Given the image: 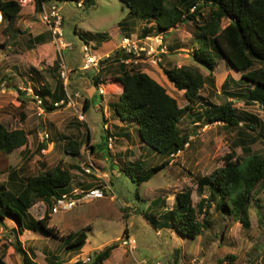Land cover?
<instances>
[{
	"label": "rangeland",
	"instance_id": "1",
	"mask_svg": "<svg viewBox=\"0 0 264 264\" xmlns=\"http://www.w3.org/2000/svg\"><path fill=\"white\" fill-rule=\"evenodd\" d=\"M18 1L22 5V11L14 28L7 31V21L0 25V122L10 130H26L28 145L8 155L0 154V188L17 192L26 178L56 166L72 168L74 179L79 185L113 186L108 197L86 199L78 202L71 210H60L56 214L49 211L45 202H37L26 219L32 217L38 220L50 212V226L56 227L62 235L84 230L87 239L82 248L63 245L62 250H58L61 240L27 229L19 236V241L22 240V247L29 257L33 260L37 254V264L55 263L56 255L62 261L63 248H68L72 252L68 260L74 259V264H93L95 252L119 240L113 244L117 247L113 249L106 264H264L262 186H259L251 200V228L248 230L243 227L240 219L223 215L215 207H212L208 215L210 227L204 229L196 239H191L174 228L160 225L161 220L167 219V211L173 208L176 194L183 190L190 188L193 191V204L198 209L201 198L209 194L208 188L203 194L199 192L198 181L221 167L224 157L230 152L234 151L242 158L251 153L264 155V106L248 105L233 99L238 113L244 119L243 123L250 122L247 114L258 116L263 123L260 129L262 135L257 132H250V135L246 131L242 132V124L231 128L221 122L210 123L204 115L206 108H210V103L213 106L225 102L226 97L222 93L225 79L229 82L230 90L249 88V82L240 81L241 73L230 71L229 65L223 63L225 59L218 57L215 84L208 82L205 85L200 93L201 99L191 104L190 112L184 113L180 120L179 127L189 134L188 143L174 155L161 156L142 145L135 121H129V127L123 130L124 134L122 129L116 128L120 125L114 118L116 115L113 114V104L122 91L117 88V80H111L109 74L100 75L99 79V84L106 90L108 115L103 108L91 107L90 103L85 107V98L99 85L94 81L95 75L101 66L108 69L111 63L104 62L98 69H80L85 42L93 45L94 54L101 56L104 61L108 58L106 55L113 56L116 51L123 54L121 47H117L123 36L135 38L133 34H137L140 37L145 26L149 29L153 23L133 17L122 0H95L93 5L84 4V0L69 1L59 5L63 16L64 41L72 45L63 48L54 42L41 13L35 10L34 1ZM170 30L162 40L156 39L155 32L149 33L153 36L147 39V52L150 56L147 63L135 66L140 68L142 64H147L148 69L160 66L161 63L172 67L195 66L207 76L209 71L196 63L193 57L196 41L192 23H180ZM37 35L43 36V43L34 45L31 39ZM162 56L165 59L161 63L153 59ZM61 64H65L70 70V82L66 90L69 93L81 92L80 104L77 102L76 107L79 110L85 107V122L80 121L74 106H62L49 112L46 110L42 117L37 115L35 91L55 90L57 81H62L59 73ZM114 68L116 65H112V69ZM76 69L81 71L77 73ZM159 75L179 106H188L184 90H177L162 71ZM95 96L97 103L101 95L96 91ZM47 102L50 105L49 100ZM101 122L108 125V131L103 129ZM89 131L90 143L86 141ZM44 132L49 134L48 138L43 139ZM109 135L114 138L112 150L91 149L90 145L102 147V136ZM67 137L83 142L80 155L72 156L65 151ZM43 144L47 146L39 149ZM165 160L168 165L150 181L142 184H139L135 171L129 174L123 170L124 163L132 168V163L141 161L146 167H152ZM83 166H90L91 173H84ZM204 216V213L198 212L200 220ZM154 218L156 221L152 220ZM16 234L15 223L5 219L3 225H0V257L9 254L8 264H24L23 254L14 248ZM114 237L118 239L114 240ZM128 237L136 241L135 247L123 243ZM87 256L92 258L89 263L82 260ZM63 263L65 262L58 264Z\"/></svg>",
	"mask_w": 264,
	"mask_h": 264
},
{
	"label": "trees",
	"instance_id": "2",
	"mask_svg": "<svg viewBox=\"0 0 264 264\" xmlns=\"http://www.w3.org/2000/svg\"><path fill=\"white\" fill-rule=\"evenodd\" d=\"M33 1L36 12L41 13L44 5L51 3L60 5L73 0ZM122 1L133 17L149 24L153 23L149 29L147 25L145 26L139 39L150 36L149 33L152 32L164 38L170 29L172 31L180 23L191 22L195 28L194 60L209 71L205 76L198 67L187 65L172 67L167 63H161L165 59L163 56L162 60L161 57L157 58L168 80L177 90H184L188 106L183 108L163 85L135 66L139 63H124L122 59L125 55L121 51H116L113 56L101 61V65L104 62L111 64L108 69L100 65L101 68L94 77L95 83L99 84L100 75L105 74H109L111 80H117L122 93L113 104L114 114L122 121L133 120L137 123L136 131L144 145L165 157L174 155L185 148L189 134L179 127L180 120L184 113L190 112L191 104L201 99L200 93L205 85L208 82L215 84L214 70L218 64V57L225 59L228 65L240 72L241 81L249 82V88L230 90L229 82L226 80L222 85L225 102L213 106L210 103V108H206L204 115L210 123L221 122L231 128L242 124L241 127H247V129L242 128V132L246 131L248 135L250 132H257L258 135H262L260 129L263 123L258 116L247 114L251 124L243 123L244 119L231 99L246 103L258 102L264 106V0ZM83 3L93 5L95 0H84ZM0 11L3 14V22H8L6 30L11 31L21 15V3L18 0H0ZM42 37L37 35L31 40L34 45L41 44L44 39ZM142 54L145 57V52ZM112 65H116V68L112 69ZM35 93L44 99L48 112L59 108L53 104L49 105L46 98H50L53 103L67 98L65 86L60 80L57 81L56 88L52 92L41 90ZM199 118L202 117L199 116ZM108 138L109 136H103L102 147L90 145L91 149L96 151L103 148L108 151ZM90 140L89 131L86 141L90 143ZM27 145L26 130H10L0 122V154H11ZM46 146L43 144L39 149L42 150ZM82 147L83 142L67 137L65 151L68 154L80 155ZM132 165V168H125L126 172L131 174V171H135L138 174L139 184H142L150 181L168 165V162L165 160L152 167H146L141 161ZM73 167L78 169L77 166ZM71 169L63 166L47 168L37 175L26 178L17 192L5 187L0 188V225H3L5 219L12 220L16 224L17 240L14 248L18 253L23 254L24 264H32L19 241V236L27 229L40 231L46 237L66 242L70 247L82 248L86 243L87 234L84 230L61 235L56 227L50 226V212H52L55 198L69 192L67 188L74 179ZM198 184L201 194L206 188L209 190L208 196L201 198L198 209L193 204V191L190 188L183 190L176 194L173 208L165 214L167 219L161 220L162 227L174 228L181 234L196 239L204 229L210 227L208 215L212 207H215L223 215L240 219L243 227L248 230L251 228L249 207L253 194L259 186L264 188V155L251 153L242 158L232 151L224 157V164L221 167L201 178ZM39 201L45 202L50 212L38 220L32 217L26 219L27 214L30 216V209ZM198 212L204 213L203 220L199 219ZM152 220L156 221L155 218ZM115 247L117 246L110 245L95 252L93 264H105ZM3 258L4 255L0 257V264H6Z\"/></svg>",
	"mask_w": 264,
	"mask_h": 264
},
{
	"label": "built area",
	"instance_id": "3",
	"mask_svg": "<svg viewBox=\"0 0 264 264\" xmlns=\"http://www.w3.org/2000/svg\"><path fill=\"white\" fill-rule=\"evenodd\" d=\"M41 18L43 20V22L48 26V29L50 30L54 42L59 45V47H63V48H69L72 47V45L65 43L64 41V32H63V28H62V24H63V16L61 14V8L59 6V4L57 3H51V4H47L44 5L43 10L41 12ZM3 23V14L0 11V25ZM153 36H148L145 37L144 39L147 40L148 38H152ZM156 39L158 40H162V36H156ZM142 42L141 39H139L138 37L133 39L130 37H125L123 38L122 42H121V50L123 52V55H125V58L122 59V61L126 64H138L140 63V61H142L144 59V57L142 56V52L145 51V48L143 46H140V43ZM82 51L84 53V58L82 60V67L80 68L81 70H89L91 68H95L98 69L101 65V61H102V57L98 56L96 54H94V49H93V45H91L90 43H85L82 47ZM150 53L147 52V55H149ZM110 57L109 55L105 56ZM155 59L157 62L159 61V59L157 58H153ZM69 72L70 70L67 68V66L65 64H61L60 67V78L65 86V89L67 88L68 83L70 82V78H69ZM105 88L102 85H98L97 86V92L101 95L105 94ZM66 99H62L59 102H55L53 103L52 100L50 98H46V100L50 102V104H53L56 108H61V106H68V107H76L77 104V100H79L82 96L81 93L79 91H75L72 93H69L66 90ZM34 99H35V103L37 105L38 108V112L37 115L39 117L44 116L45 112H46V107L44 105V99L38 94L35 93L34 94ZM77 110V114H78V118L80 119V121H86V117H85V112L84 109H76ZM102 127L103 129H106V131H108V126L104 123H102ZM43 139L44 138H48L49 134L47 132H44L42 135ZM113 144H114V138L113 136L109 135L108 138V144H107V148L112 150L113 149ZM83 170L84 173H91V168L90 166L88 167H84L83 166ZM111 190V188L107 185L104 184H98L92 188L89 189H78V188H74L69 192H65L62 195H60V197L55 198V202L53 204V208H52V212L53 213H57L60 212V210H71L74 206L77 205L78 202L83 201V200H88V199H93V198H104L107 195V191ZM123 243L125 245H129V246H133L136 242L134 239H131L130 237H128L126 240H123ZM85 263H89L92 261V258L87 256L85 259H82Z\"/></svg>",
	"mask_w": 264,
	"mask_h": 264
},
{
	"label": "crops",
	"instance_id": "4",
	"mask_svg": "<svg viewBox=\"0 0 264 264\" xmlns=\"http://www.w3.org/2000/svg\"><path fill=\"white\" fill-rule=\"evenodd\" d=\"M133 36H135V38H137L138 36H137V34H133ZM125 37H130V36H123V38H125ZM158 37V36H157ZM123 38H122V40H123ZM130 38H132V37H130ZM135 38H133V39H135ZM122 40L118 43V46L117 47H121V42H122ZM142 40V42L140 43V46H143L144 48H145V57H144V59L142 60V61H140V63H147V40H145L144 38H142L141 39ZM121 49V48H120ZM165 53H167L166 51H165ZM142 56H143V54H142ZM146 60V61H145ZM161 60H162V58H161ZM139 63V64H140ZM224 64L225 63H227L226 61H224L223 62ZM138 64V65H139ZM227 65V64H226ZM159 65H157V67L155 66V68H152L151 69V67H150V69H148L147 68V64L146 65H144L143 66V64L141 65V67H140V69L143 71V72H146V73H148L152 78H154L156 81H158L161 85H163L165 88H166V86H165V84H163V82H161L162 80H163V78L162 79H160V75H159V72L160 71H162L163 73H164V71H163V69H162V67L161 66H159ZM219 66V65H218ZM218 66L216 67V69L214 70V75H215V73H216V71H217V68H218ZM222 66L226 69V66H224L223 64H222ZM229 68H230V71L232 70V71H236V72H238L237 70H235L232 66H228ZM159 70V71H158ZM81 70H78V69H76V72L78 73V72H80ZM148 71V72H147ZM152 72H154L156 75H154ZM165 75V74H164ZM165 77H166V75H165ZM110 78V77H109ZM167 79V78H166ZM241 79V78H240ZM90 81V80H89ZM219 81V80H218ZM221 81V80H220ZM223 81V80H222ZM225 81H226V79H225ZM224 81V82H225ZM241 81V80H240ZM170 83V82H169ZM222 84H224V83H222ZM101 85V84H100ZM117 85V88H120V90L122 91V89H121V87H120V85L119 84H116ZM171 85V84H170ZM167 89V88H166ZM234 90V89H233ZM96 91H97V89L96 90H94V92H92V94L89 96V97H87V98H85V107L86 106H89V103L91 104V107L92 106H95V108H103L104 110H105V114L106 115H108L107 114V110H108V106H109V104H107L108 102H107V100H108V98H107V95H105L106 94V92H105V94L104 95H101V99H99V101L97 102V103H95V99H96V96H95V93H96ZM80 92V91H79ZM81 93V92H80ZM110 94V93H109ZM121 94V93H120ZM119 94V95H120ZM80 100V99H79ZM79 100H77V102L80 104V102H79ZM231 100H233V99H231ZM242 102H244V101H242ZM245 104H248V103H246V102H244ZM78 104V105H79ZM112 104V103H111ZM250 105L251 104H259L258 102H250L249 103ZM248 104V105H249ZM260 105V104H259ZM81 107V106H80ZM85 107L83 108V109H85ZM114 114V113H113ZM114 118L118 121V123H119V127H116V128H118V129H122V134H124L125 132L123 131V130H126L125 128L126 127H129V121H122V120H120L117 116H114ZM83 122V121H82ZM101 123H103V122H101ZM108 126V125H107ZM112 126H113V124H112ZM124 132V133H123ZM116 133V132H115ZM103 137V136H102ZM125 138V137H124ZM90 142H91V140H90ZM142 145L145 147L146 145H144L143 143H142ZM147 147V146H146ZM132 164H134V163H132ZM127 163H124V169L123 170H125V168L127 167ZM77 169V168H76ZM78 169H80V168H78ZM87 177H92V178H95L94 176H92V175H86ZM97 185V184H96ZM95 185V186H96ZM83 185H79L78 183H76V180L75 179H73L72 181H71V183H70V186L67 188L68 189V191H71L72 189H74V188H78V189H89V188H92V187H89L90 185H88V186H83ZM84 187H89V188H84ZM94 187V186H93ZM66 189V190H67ZM111 189H113V186H111ZM108 192H111V191H107V196L106 197H108ZM126 204H129V203H126ZM53 213V212H52ZM145 213V212H144ZM54 214H56V213H54ZM13 222V221H12ZM16 225V224H15ZM145 228V226H143V229ZM62 235V234H61ZM131 238V237H130ZM116 239H118V237H114V240H116ZM132 239V238H131ZM20 240H21V238H20ZM22 241V240H21ZM116 241H118V240H116ZM113 242V241H112ZM115 242V241H114ZM136 242V241H135ZM111 244V243H110ZM67 246V244H66V242H62L61 243V246L58 248V250H62V246ZM133 247H135L134 245H133ZM132 247V248H133ZM63 252H64V259L61 261L60 259H58L59 258V256H57L56 255V257H57V259H56V262L55 263H47V264H58V263H62L63 261L65 262V263H63V264H74V259L73 260H68V258H69V256L71 255V251L68 249V248H63ZM10 255L9 254H5L4 255V258H3V261L6 263V264H8L7 263V258L9 257ZM28 257H29V255H28ZM37 258V254H35V258H33V260H34V262H33V260H32V257L30 256L29 257V262H32V264H37L36 262H35V259ZM107 261V260H106ZM106 261H105V264H106ZM123 264V263H122Z\"/></svg>",
	"mask_w": 264,
	"mask_h": 264
},
{
	"label": "water",
	"instance_id": "5",
	"mask_svg": "<svg viewBox=\"0 0 264 264\" xmlns=\"http://www.w3.org/2000/svg\"><path fill=\"white\" fill-rule=\"evenodd\" d=\"M118 242H119V240H118V241H115V242H113V243H112V245H113V244H115V243H118Z\"/></svg>",
	"mask_w": 264,
	"mask_h": 264
}]
</instances>
